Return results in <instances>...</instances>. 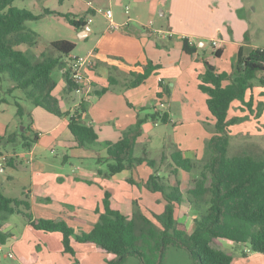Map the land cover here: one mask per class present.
<instances>
[{"label": "rangeland", "instance_id": "1", "mask_svg": "<svg viewBox=\"0 0 264 264\" xmlns=\"http://www.w3.org/2000/svg\"><path fill=\"white\" fill-rule=\"evenodd\" d=\"M85 1L91 2L93 8L103 11L112 9L116 19L119 17L126 22L133 18L135 10L141 21L140 24H132L139 29L149 27L151 30V34H144L148 38L145 56L146 60L160 64L161 70L153 74L143 86L135 89L127 87L134 79L130 72L119 70V73H113L119 83L114 86L115 91L99 100L93 98L88 123L100 134L104 145L106 142H117L124 131L136 124L138 116L150 117L158 109L162 113L168 112L172 121L167 124H156L151 118L148 119L143 125V136L135 150L136 158L147 157L148 160L155 161L157 166L152 168L144 162L133 171L112 176L108 163H99L95 152L81 150L74 144V137L68 127L69 115L72 114L70 104L73 105V101L70 104L63 102L61 110L69 115L59 118L35 107L26 99L22 90H16L9 96L5 117L11 120V128H15L17 132H25L24 128H30L32 138L38 135L36 144H39V148L34 160L23 147L22 138L16 144H7L6 152H17L21 155V160L16 169L7 168L5 173L0 172V182H5L2 188L7 196H23L24 199L29 197L31 213L35 219L65 221L77 234L93 230L102 213L105 190L108 188L115 191L116 202L126 212H140L157 223L154 214H162L166 202L162 194L148 191L144 183L157 173L166 184L176 185V178L169 169L172 163L170 156L181 151L190 159L204 160L208 142L216 128L215 119L207 106L208 97L199 89V78L204 74L202 58L205 54L201 52L200 59L187 55L183 51V40L187 38L193 44L202 36H219L215 30L221 23L226 36L223 56L216 59L215 56L206 55L205 58L212 60L220 72L230 73L241 47L245 54L264 48V0L242 1L244 9L241 12L222 11L224 0H169L167 6L161 7H157V0H151L149 4L155 9L156 19L149 15L148 6L138 0L137 3L136 0H16L13 6L35 15H43L38 21L27 22L28 28L40 35L38 49L46 51L50 42L67 40L76 44L73 56H86L97 40L96 35L90 42H84L80 39V32L68 23L65 16L69 15L77 20L90 18L94 25L99 24L102 29H115H111L110 21L104 14L89 12ZM228 1L233 2V6L241 3V0ZM127 9L129 15L126 13ZM170 9L171 12L168 11ZM47 10L53 14H45ZM165 10L168 13L163 16L162 11ZM241 20L246 24H241ZM227 40L229 41L225 43ZM53 55L58 56V53ZM262 75L264 71L260 74ZM53 78L58 84H62L64 71L57 67L53 71ZM161 81L170 88L171 95L165 94L160 99L158 93ZM1 86L5 91L14 84L8 79L6 83H2L0 79V90ZM251 97L255 100L251 110L240 101L231 105L228 118L240 117V121L231 127L229 157L238 156L245 150L264 153V110L261 117L257 118L258 106L263 105L264 109V84L259 78L254 80L253 88L249 89L246 102ZM73 98L76 99L77 96L73 95ZM16 102L25 110L22 118L17 114ZM161 103L165 105L162 107ZM101 156L107 157L105 148ZM29 159L34 160L37 169ZM13 173L14 182L8 183L7 177ZM198 176V172L184 173L179 175V180L186 189L190 181ZM130 179L135 184L130 183ZM22 210L25 209L22 207ZM178 214L182 221L191 226L194 211L187 202H184ZM8 223L13 226L12 231L18 242L13 248V253L19 260L17 263L74 262L70 254L63 252L61 234L34 229L21 214L12 215ZM235 245L238 248L234 257L239 259L247 248L242 244ZM214 246L223 248L221 240H216ZM72 247L82 264H107L108 255L94 244H79L73 239ZM126 264L139 263L135 258H129ZM167 264H192V261L185 250L172 248L168 252Z\"/></svg>", "mask_w": 264, "mask_h": 264}, {"label": "trees", "instance_id": "2", "mask_svg": "<svg viewBox=\"0 0 264 264\" xmlns=\"http://www.w3.org/2000/svg\"><path fill=\"white\" fill-rule=\"evenodd\" d=\"M15 1L0 0V79H8L14 84L4 94L0 91V104H8L7 96L22 90L35 107L59 118L68 116L69 113L62 112L59 99L53 95L58 85L53 71L60 67L64 71L67 90H76L67 70L76 44L67 40L50 42L48 49L39 57L20 50L23 45L28 48L39 45L40 35L28 28L27 22L38 21L43 15L16 8L13 6ZM45 14L53 12L47 10ZM65 17L76 30L86 26L83 19ZM183 51L194 57L198 47L185 38ZM55 52L58 56L53 55ZM222 53V49H217L214 55L221 58ZM203 63L205 72L199 78V89L208 97L207 106L216 122L215 132L208 142L204 160L190 159L181 151L170 156V173L176 178V185L166 184L157 173L144 183L148 191L162 194L166 202L164 212L154 214L157 223L140 212L125 213L114 200V190L106 189L99 221L91 232L77 234L65 221L35 219L28 198L9 197L0 187V243L5 244L9 237L2 233L3 225L12 215L21 214L36 230L61 234L63 252L74 258L72 264H82L72 247L73 239L79 244L96 245L108 255L107 264H126L129 258H135L139 264H167L168 252L172 248L188 252L192 264H234L231 254L214 246L216 240L242 244L250 253L264 254V153L245 150L238 156H228L231 127L240 121V117L229 119V111L235 101H240L250 110L254 107V98L246 102V96L253 88L254 80L264 71V48L245 54L241 47L230 73L220 72L208 61ZM160 68V65L148 61L142 72H131L134 79L128 83V88L144 84ZM260 80L264 84V80ZM113 85L111 82L109 87L97 93V97L110 91ZM159 85L162 89L158 93L159 98L171 95L170 88L163 81ZM88 105L82 102L69 115L68 127L77 148L95 151L99 163H108L112 176L133 171L144 162L156 168L155 161L147 157L136 158L135 150L148 119L156 124H167L172 121L168 112L157 111L147 118L138 116L136 124L124 131L117 142L103 145L94 127L88 123ZM16 106L18 116L24 117V108L19 102ZM257 109V118H260L263 105ZM28 132L31 133L30 128L20 133L26 150H30L39 138L38 135L34 138L32 134L27 136ZM104 148L107 157L99 154ZM182 171L199 173L185 195L178 179ZM129 182L135 184L133 179ZM184 202L190 204L194 211L192 230L176 217V209Z\"/></svg>", "mask_w": 264, "mask_h": 264}, {"label": "crops", "instance_id": "3", "mask_svg": "<svg viewBox=\"0 0 264 264\" xmlns=\"http://www.w3.org/2000/svg\"><path fill=\"white\" fill-rule=\"evenodd\" d=\"M138 1L145 3V5L148 6L149 15L153 16V18L156 19L155 14H154L155 9L153 8L152 5L149 4V2L151 0H149V1L148 0H138ZM242 1L245 2V0H241V3H239V5L236 6L234 4V6H233V4H232L233 2H229L228 0H224L223 4H222V6H223L222 11H224V10H226V11L235 10L236 11L237 10V11L241 12L244 9V5L242 4ZM119 2H122V0H119ZM136 3H137V0H136ZM168 3H169V0H159V1L157 0V5H158L157 7H161L163 5L167 6ZM86 4L89 7V12H91L92 14H95L98 12V13L105 15L106 11H103L99 8H93L91 2H86ZM172 8H173V6H172ZM109 10L112 12V21H110L107 17H105L106 15L104 17L110 21V26H111L112 22L117 26V28H115V31L109 30V27L106 29H102V26L99 24L94 25V21H92V19H90V18L84 19V21L86 22V26L84 27V29L77 30L78 32H80V34H79L80 39L83 40L84 42H90V40L95 35L97 37V40L94 43L93 48L87 53V54L93 53L94 59L96 61V66L93 69H89L86 71V77H87L88 81L90 82V86H91V91H90L89 95L85 97L84 94H79L76 92V90L73 92H69L66 88L65 79H64L62 84L57 85V88L53 93V95L59 99L61 108L63 106V102H67L70 104L71 101H73V105L70 104L71 105L70 111L72 113L78 108V106L82 102H86L89 104L88 105V114H89L90 105L93 102L92 100L94 97L99 100L100 98H102L106 94L115 91L114 86L118 85L119 82L113 73H119L118 72L119 70H121L123 72H127V73L128 72L140 73L143 71V66H145L147 64V62L149 61V60H146V56H145L147 54L148 38H146V36H144V34L145 33L151 34L150 28L143 26L145 29H139L138 27H136L132 24V23L140 24V21H141L138 18V15L135 12V10H134L133 18H129L128 22L122 21V19H120L119 17L116 19L113 10L112 9H109ZM168 11L171 12V9ZM168 11L167 10L162 11L163 16H166ZM126 13H127V10H126ZM127 14L129 15V12ZM239 22H241V24H243V25L246 24L244 20H241ZM220 25H221V23H219L218 28L215 30L216 34H218L219 36H217L215 34H212L211 36H202L201 38L197 39V41H194V43H193L194 45H196L198 47L197 54L194 57H197L198 59H200V54L202 52L205 54L204 58H202V61L203 62H204V60L208 61L211 64H213L215 67H216V65L214 64V62L212 60L206 59L205 57H206V55H210L212 57L215 56L214 52L217 49H222L223 53H224V48H225L224 38H226V36H225V34H223L224 30ZM215 41H217L216 47L213 45V42H215ZM228 41L229 40H227L225 43H227ZM196 42L198 44H196ZM38 46L35 48H28L27 46L23 45L20 47V50H22L24 52H29L30 54L35 55L36 57H39L42 53L45 52V50L44 49H38ZM240 46H243V44H240ZM223 53H222V56H223ZM222 56H221V58H222ZM216 59H220V58H216ZM158 65H160V64H158ZM161 68H162V66H161ZM161 68H160V70H161ZM217 70H218V68H217ZM204 72H205V68H204ZM259 78L264 80V75H262V76L259 75ZM6 80L7 79H5L4 81L1 80V82L6 83ZM111 82L114 84L113 86H110L111 90L108 91L107 93H105L104 95H102L101 97H97V93L99 91H101L103 88L109 87ZM144 84L140 85L139 87L143 86ZM12 87L13 86H10L8 89H10ZM139 87H136V88H139ZM130 89H135V88H130ZM7 90H5V91H7ZM0 91L3 94L5 92L2 86H1ZM161 91H162V89L160 88L159 92H161ZM73 95H76L77 98L74 99ZM9 98L10 97L7 96L8 101H10ZM8 104H6V103L0 104V139L4 138L3 141H0V154H6L10 157V162L6 166L5 171L3 173L6 172L7 168L16 169L19 165L20 160H21V157H20L21 155L18 154L17 152H14V154H11L10 152H6L7 150H5L7 144H16V143H18V140H20L22 138L19 131L17 132V130L15 128H13V129L11 128L12 127L11 120L9 118L5 117V114L8 110L6 108V106ZM164 105H165L164 103H161L162 107ZM254 105H255V100H254ZM155 109H156V106H155ZM156 111L161 112L159 109ZM32 114L35 115V112H33ZM89 116H90V114H89ZM33 123H34V121L32 120V127L34 129L35 125ZM90 125H92V124H90ZM24 130H26V129L24 128ZM23 132L24 131H22L21 133H23ZM30 134H31L30 132L27 133V136H30ZM98 135H99V142H101L100 134L98 133ZM141 137H140V139H141ZM38 140H39V138H38ZM74 144H75V141H74ZM2 148H4V150H1ZM38 148H39V144L38 145L34 144L33 147L30 150H28L29 154L32 156V159H34V160H36V154H37ZM81 150H83V149H81ZM102 150L103 149H101V151L99 152L100 155H101ZM84 151H92V150H84ZM93 152H95V151H93ZM96 155H97V153H96ZM32 159H29L28 161L31 164H34L33 163L34 160H32ZM35 168L36 169L38 168L37 164L35 165ZM184 173H186V172L182 171L179 173V175L184 174ZM31 175L33 176L34 173L32 172ZM179 175H178V179H179ZM14 177H15L14 173L10 174L7 177L8 178L7 182L8 183L14 182ZM76 180H79V178H77ZM175 181H176V179H175ZM192 181L193 180L190 181V183L188 184L186 189L183 188V185L181 183V189H182L183 193L184 192L186 193V190L188 189V187ZM4 184H5V182H0V185H1L0 187L2 188V186H4ZM176 184H177V182H176ZM108 189H111V188H108ZM2 190H3V188H2ZM3 192L5 193L4 190H3ZM26 197L29 199L28 196H26ZM16 198L22 199L23 196L16 197ZM114 200H115V191H114ZM115 202H116V200H115ZM116 203L119 204L118 202H116ZM119 205H121V204H119ZM183 205H184V203L178 207L179 209H176V217L179 220V222L184 223L188 227L189 230H192L193 229V222H192L191 226H189L187 223L182 221L179 217L178 213L180 212ZM188 205L190 206V208H192L190 204H188ZM122 208H123V211L125 213L131 214V213L126 212L123 206H122ZM99 213H100V211L98 210V214ZM187 214H188V212H187ZM12 229H13V226H11L10 223H8V222H6L2 227V233L9 235V237L7 238L5 244L0 243V245H2V247H3V250L0 253V264H20L21 263V262L17 263V262H19L17 256H16L15 260H10L6 256L7 253L9 252V250L13 251V248L18 243L17 240H15L16 236H14L15 233L12 231ZM221 242H222L223 248H218V249L223 250L224 252L231 254L234 257L236 249L238 248L237 245H235V243L228 241V240H221ZM234 264H264V254L250 253L249 250L247 249L246 251L242 252V255H240L239 259H236L234 257Z\"/></svg>", "mask_w": 264, "mask_h": 264}, {"label": "built area", "instance_id": "4", "mask_svg": "<svg viewBox=\"0 0 264 264\" xmlns=\"http://www.w3.org/2000/svg\"><path fill=\"white\" fill-rule=\"evenodd\" d=\"M128 13V9H127ZM106 17L112 21V12L110 10L105 12ZM117 26L112 22L111 29H115ZM213 45L217 46V41L213 42ZM96 66V61L94 59L93 53H89L86 56H72L68 65V72L70 79L76 85V92L79 94H84L88 96L91 91L90 82L86 77V71L93 69ZM10 162V157L6 154H0V172L5 171L6 166ZM3 247L0 245V253ZM10 260H15L16 255L13 251H9L6 255Z\"/></svg>", "mask_w": 264, "mask_h": 264}]
</instances>
